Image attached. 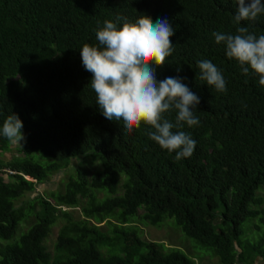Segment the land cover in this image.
Returning <instances> with one entry per match:
<instances>
[{
	"label": "trees",
	"instance_id": "obj_1",
	"mask_svg": "<svg viewBox=\"0 0 264 264\" xmlns=\"http://www.w3.org/2000/svg\"><path fill=\"white\" fill-rule=\"evenodd\" d=\"M235 14L232 0H0V127L15 114L25 137L0 136V156L12 155L0 161V264H198L143 238L137 217L153 227L173 219L220 264H264V86L212 35L238 26L264 35V14L240 25ZM141 15L175 30L157 80L179 78L200 100L199 124L173 129L196 141L179 161L149 126L129 133L105 118L82 64L106 20ZM202 60L221 71L226 92L200 80ZM60 175L59 190L17 205ZM23 223L32 228L17 239Z\"/></svg>",
	"mask_w": 264,
	"mask_h": 264
},
{
	"label": "clouds",
	"instance_id": "obj_2",
	"mask_svg": "<svg viewBox=\"0 0 264 264\" xmlns=\"http://www.w3.org/2000/svg\"><path fill=\"white\" fill-rule=\"evenodd\" d=\"M236 5L234 22L255 21L264 14L261 0H232ZM121 20L117 17V22ZM106 20L96 31L98 45L84 44L80 50L83 67L91 73L90 87L96 96L103 116L123 126L131 133L141 124L149 126L151 140L161 149L175 153V159L189 158L196 141L184 131H173L186 124H199L194 109L199 97L179 78L167 77L158 81L153 66L162 67L174 52L171 37L175 30L167 19L155 21L141 15L135 22ZM217 44L225 46V54L239 63L242 71L249 70L264 86V35L257 36L248 27L238 26L236 34L213 32ZM200 80L217 92H226V81L221 71L210 61L198 62ZM176 111L175 124L168 115ZM23 122L9 115L0 127V136L11 144H20L25 139Z\"/></svg>",
	"mask_w": 264,
	"mask_h": 264
},
{
	"label": "rangeland",
	"instance_id": "obj_3",
	"mask_svg": "<svg viewBox=\"0 0 264 264\" xmlns=\"http://www.w3.org/2000/svg\"><path fill=\"white\" fill-rule=\"evenodd\" d=\"M19 147V145H18ZM11 154H5L4 156H0V161H5L8 158H11ZM78 166V163H76ZM76 166V167H77ZM75 167V168H76ZM64 179L63 175H60L55 178V180L48 185H40L36 193L27 194L24 198L17 202V205H23L25 202L30 200L31 197H36L39 195H46L48 192H55L60 189L61 181ZM32 182H35L32 179H29ZM170 221H165L160 224V227H153L151 224L143 222L139 217L133 219L134 226L138 227L143 238L149 241L161 242L164 241L166 246L171 247H179L181 251H183L189 257L195 259L198 264H220L219 258L215 255L212 249L204 248L201 245H198L193 239L186 237L184 234L183 238L179 234V230L176 227L175 221L173 219L167 218ZM30 227L28 223H23L21 228L17 233V239H20L24 234L30 231ZM248 229V227H246ZM59 226H55L53 228V233L50 236V239L47 242V245L50 250H53L54 244L58 235ZM258 237V233L257 236ZM197 248H195V247ZM185 250V251H184Z\"/></svg>",
	"mask_w": 264,
	"mask_h": 264
}]
</instances>
